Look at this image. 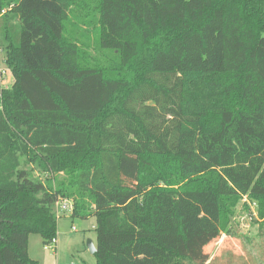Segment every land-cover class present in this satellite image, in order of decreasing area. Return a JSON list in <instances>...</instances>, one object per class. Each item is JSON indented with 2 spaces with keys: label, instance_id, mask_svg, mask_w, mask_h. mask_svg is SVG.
<instances>
[{
  "label": "trees",
  "instance_id": "trees-1",
  "mask_svg": "<svg viewBox=\"0 0 264 264\" xmlns=\"http://www.w3.org/2000/svg\"><path fill=\"white\" fill-rule=\"evenodd\" d=\"M0 48V264L61 197L96 264H211L244 198L264 236V0H0Z\"/></svg>",
  "mask_w": 264,
  "mask_h": 264
},
{
  "label": "rangeland",
  "instance_id": "rangeland-1",
  "mask_svg": "<svg viewBox=\"0 0 264 264\" xmlns=\"http://www.w3.org/2000/svg\"><path fill=\"white\" fill-rule=\"evenodd\" d=\"M92 2H88L90 9L94 6ZM76 12L85 10L82 7ZM13 81V74L5 63V53L0 48V89L10 86ZM24 165L33 168L35 175L45 181L35 165ZM232 210L229 226L235 236L223 233L207 246L211 264H264V236L258 228L257 205L244 198ZM70 214L71 211H67L59 217L57 242L49 248L39 233L30 235L29 253L37 264H96V256L88 247L89 240L97 243L95 218L71 217Z\"/></svg>",
  "mask_w": 264,
  "mask_h": 264
},
{
  "label": "built area",
  "instance_id": "built-area-1",
  "mask_svg": "<svg viewBox=\"0 0 264 264\" xmlns=\"http://www.w3.org/2000/svg\"><path fill=\"white\" fill-rule=\"evenodd\" d=\"M73 208H74V203L72 199L61 197L55 202V213L58 216V218L61 217L62 215H65L67 211H71L72 213ZM56 242H57V238H54L51 243H48V245L45 246L46 248H49L50 244Z\"/></svg>",
  "mask_w": 264,
  "mask_h": 264
},
{
  "label": "water",
  "instance_id": "water-1",
  "mask_svg": "<svg viewBox=\"0 0 264 264\" xmlns=\"http://www.w3.org/2000/svg\"><path fill=\"white\" fill-rule=\"evenodd\" d=\"M88 247H89V249L91 250V252H92L93 254L96 253V251H97V245L94 244L92 240H89V242H88Z\"/></svg>",
  "mask_w": 264,
  "mask_h": 264
}]
</instances>
